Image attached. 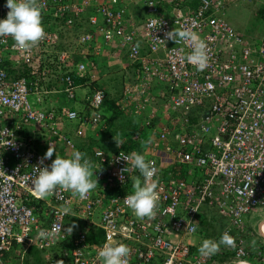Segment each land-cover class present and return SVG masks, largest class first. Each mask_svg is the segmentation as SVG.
Here are the masks:
<instances>
[{
	"label": "built area",
	"instance_id": "1",
	"mask_svg": "<svg viewBox=\"0 0 264 264\" xmlns=\"http://www.w3.org/2000/svg\"><path fill=\"white\" fill-rule=\"evenodd\" d=\"M197 1L193 8L192 0H38L43 40L19 49L10 36L0 37V264L14 244L22 256L31 246L49 251L45 264H99L98 250L107 243L127 245L129 264H264V240L257 241L246 220L264 209V36L253 40L232 25L230 0ZM5 4L0 0V18L9 11ZM133 5L142 14L135 16ZM174 28L190 29L206 43L204 71L183 59L193 42L166 38ZM106 50L126 70L119 107L138 114L149 132L133 135L143 150L111 156L96 150L98 184L86 199L59 187L38 197L33 181L55 159L54 153L43 159L49 147L76 150L62 125L76 123L79 136L105 126L107 91L94 57ZM27 68V75L12 74ZM75 75L85 83L76 85ZM58 78L64 88L51 86ZM79 88L81 109L45 105L52 93L77 101ZM133 151L146 152L157 169L153 218H137L124 202L130 176L139 172L121 174L127 162L120 153ZM116 188L125 192L107 195ZM34 199L43 202L44 217L30 206ZM207 210L226 222L221 235L235 238L234 247H220V254L231 253L220 263L192 241ZM53 230L54 238L39 235ZM69 238L73 246L60 249Z\"/></svg>",
	"mask_w": 264,
	"mask_h": 264
},
{
	"label": "clouds",
	"instance_id": "2",
	"mask_svg": "<svg viewBox=\"0 0 264 264\" xmlns=\"http://www.w3.org/2000/svg\"><path fill=\"white\" fill-rule=\"evenodd\" d=\"M5 7L9 11L6 18H0V37L10 36L15 42L14 47L19 49L33 47L45 38L43 6L38 3V0H6ZM152 27L155 28L154 23ZM166 38L175 41L176 44L186 41L193 42L194 46L183 59L192 64L198 71H204L208 67L210 58L207 45L202 39H198L194 31L174 28L166 33ZM106 91L108 90L106 89ZM115 139L118 147L124 144L122 140ZM54 151L51 145L43 159H51ZM120 158L127 162V166L121 170V174H130L134 170L140 174L139 176H130L132 192L124 198L125 204L137 218H153L160 201L158 181L154 179L157 172L154 163L147 159L146 152L133 151L127 155L120 153ZM129 164L131 167H128ZM96 170L92 160L79 150L68 156H60L56 153V158L50 166L40 167L39 174L33 181V186L36 194L41 198L47 197L59 187L71 191L73 195L78 196L80 199H86L87 194L97 187L98 179H94V177H97ZM121 178L123 179V175H121ZM64 213L65 215L69 214L70 209L65 208ZM74 226L68 227L66 231L71 234ZM189 230L195 234L198 227L193 225ZM39 235L54 238L56 232L55 230L47 233L40 232ZM222 245L235 246V238L229 231H225L219 240L213 238L203 239L198 250L202 256H212L220 251ZM130 253L131 249L123 243L115 246L107 243L98 250L97 257L99 264H129L128 257ZM49 254L50 252L44 256L46 260Z\"/></svg>",
	"mask_w": 264,
	"mask_h": 264
},
{
	"label": "trees",
	"instance_id": "3",
	"mask_svg": "<svg viewBox=\"0 0 264 264\" xmlns=\"http://www.w3.org/2000/svg\"><path fill=\"white\" fill-rule=\"evenodd\" d=\"M257 15H258V18H260L261 20H264V6H262V8H260V9H257ZM28 72H30V69L27 68V69L22 70V71L20 70L19 72L12 71V74L16 75V76H18L19 73H20V75H27ZM107 73L108 72H106V70H103V71H101L100 76L104 77ZM74 80H75L76 85H81V84L85 83V81H86L84 78H79L76 75L74 76ZM52 82H53V84H51V86L56 85L59 87L58 89L64 88V86H65L62 78L53 79ZM109 101H110V93L107 91V99H106V103H105V108H106V105ZM112 101H114V99H112ZM115 104H116V106H118L117 105V99L115 100ZM63 105H65V104H63ZM63 105L61 104V107ZM61 107L59 106L60 109H61ZM105 108H104V110H105ZM113 111L114 112H112L113 114L111 115V117L108 116L106 111H105V115H104V118L106 119L105 127L103 128L102 131H100V134L98 136H94L93 139H90V142L88 143V146L86 147L87 150L92 152L94 150V147H99L108 156H111L112 154L117 153L119 150L142 151L144 144L133 139L134 134H140V135L144 136V134L148 133V130L145 127V125L143 124V122L141 121L140 117L138 118L137 116H133L130 118L131 119L130 120L129 117L128 118L126 117V113L121 108L114 107ZM135 118H137V119H135ZM159 121H161V119H158L156 122L158 123ZM123 134H126L127 136L123 137L122 136ZM115 138L122 140L124 142V144L122 146L118 147ZM76 148H77V150L80 151V150H82V148H84V146H82V143H81V145L76 144ZM139 175L140 174L138 173L136 176H139ZM141 179H142V177H141ZM130 189H132V185H131ZM128 190H129V188H128ZM121 191L125 192L121 188L112 189V190L107 191V195L118 194ZM29 204H30V206L35 208L36 213L40 214L41 217L42 216L44 217V214L42 213V211L38 210L39 207H43L42 201L34 199V201L30 202ZM215 218L216 217L214 216L210 220V219H207L205 217L201 220L199 229H200V231L204 232V234H205L203 239L214 238L216 236L218 237L221 235L222 231H220V230L222 229L224 224H222V223L218 224V220L220 219L219 217L216 218L217 223L215 222L213 224L212 222L215 220ZM70 225H72V224H70ZM70 225H69V227H70ZM217 229H219V233H217L218 232ZM76 234L77 233H75V235ZM93 237H94L93 233L90 232L88 234L89 241L93 242ZM97 237H99L96 239L97 242L102 240V234L97 236ZM72 246H73L72 238H69L66 242L61 243L59 248L63 250V249H66V248L72 247ZM16 249H18V246L16 244H14L13 247L7 251L5 258H4V260L6 261V264H19V262H22L23 264H33L31 256H33V258L36 259L35 264H45L46 263V258L41 257L42 252L36 246H31L29 249H26L25 252L28 253V256L27 255L25 256L26 253L24 254V256H22L20 254L21 251L19 252ZM38 249H39V251H38ZM230 254L231 253L220 254L218 252L215 255H213L214 262L216 261V262L220 263L221 261H225L228 258H230ZM212 264H216V263H212Z\"/></svg>",
	"mask_w": 264,
	"mask_h": 264
},
{
	"label": "crops",
	"instance_id": "4",
	"mask_svg": "<svg viewBox=\"0 0 264 264\" xmlns=\"http://www.w3.org/2000/svg\"><path fill=\"white\" fill-rule=\"evenodd\" d=\"M243 1V0H242ZM197 0H192V2H190V6H192L193 8L196 6V4H197ZM231 4H235V5H237V4H239L240 3V1L239 0H230L229 1ZM254 2L258 5V6H264V0H254ZM229 4V3H228ZM230 4V5H231ZM229 5V6H230ZM132 11H133V14L136 16L137 14H142L141 12L143 11V8H142V6H140V5H133L132 6ZM259 24H264V20H260L259 21ZM259 27H260V25H259ZM261 28V27H260ZM238 29V28H237ZM250 29V28H249ZM248 29V30H249ZM239 31H240V29H238ZM242 32V31H241ZM242 33H244V32H242ZM249 38H251V39H255V40H257L258 38L257 37H254V36H248ZM259 38H261V37H259ZM98 39H100V38H98ZM105 51V50H104ZM107 51V50H106ZM111 52H103L101 55H99V56H96V57H94L95 58V60L99 63V65H100V67H102V70H103V68L108 64L109 66H110V64H115V65H118V67H119V65H121L120 64V60L119 59H117V57L116 56H114V55H109ZM127 72H132L131 71V69L130 70H128ZM110 75H112V73H110ZM128 75H130V74H128ZM106 77H104V78H107V77H111V76H108V74H106L105 75ZM102 80H103V77H101L100 76V83H102V85H103V82H102ZM105 82V81H104ZM108 84H110V88L113 86H111V83H109V81L107 82V85ZM117 85H119V84H117ZM114 87V86H113ZM121 87H122V91H121V93H120V95H118L116 98H111L110 99V101L107 103V105H106V108H105V111H106V113H107V115L108 116H110L111 117V115L113 114L112 112H114L113 111V109H114V107H116V108H120L119 107V105H118V103H119V101H120V99H121V97H122V94H123V89H124V86H123V83H121ZM84 89H82V88H79L78 89V92H79V97H78V100L77 101H75V105H72L71 104V102L70 101H67L66 100V98H65V94L64 93H52V94H49L48 96H47V99H45V105H47V106H56V107H59V106H61V104L63 105V104H65L64 106H70V107H75V108H78V107H80V109L82 108V105H83V102H82V97H83V94H84V91H83ZM109 92V91H108ZM110 93V92H109ZM111 95V94H110ZM112 99H114V101H112ZM117 99V105L118 106H116V104H115V100ZM82 102V103H81ZM109 110V111H108ZM108 111V112H107ZM129 113V112H128ZM128 113H126V117L128 118L129 117V119L131 118V117H133V116H137L138 118L140 117L138 114H135V113H130V114H128ZM135 119H137V118H135ZM140 119H141V117H140ZM131 120V119H130ZM141 121L143 122V120L141 119ZM77 127H78V125L76 124V123H74V122H69V123H66V124H63L62 125V129H64L69 135H70V137L75 141V143L76 144H80L81 145V143H82V146H84V148H82V150H80L82 153H85L86 154V156L88 157V158H90L91 160L93 159V154H94V152L96 151V150H98L99 149V147H94V150L92 151V152H90L89 150H87V146H88V143L90 142V139H93L94 138V136H98L99 134H100V132H93V133H91V132H88L87 134L85 133L84 135H82V136H79L78 134H77V131H76V129H77ZM105 126H103L102 128H101V130L100 131H102L103 130V128H104ZM146 133V132H145ZM149 133V132H148ZM147 133V134H148ZM147 134H144V136H146ZM123 137H125V136H127L126 134H123L122 135ZM122 137V138H123ZM55 151H54V156H55V158H56V153L58 154V155H60V156H68V155H70L72 152H74V151H76L77 150V148H76V150H74V151H72V150H70L69 148H68V146L67 145H65V144H63V143H58L57 144V147L54 149ZM45 212L43 211V214H44ZM214 215H215V213L213 214V213H209V211L207 210L205 213H204V217L203 218H207V219H212L213 217H214ZM69 222H70V224H72V222L69 220ZM211 222V221H210ZM217 223V221H216V218H215V220L212 222L213 224L214 223ZM219 223H222V224H224L223 225V227H222V229L220 230V231H223V229H224V227H225V225H226V222L225 221H223L221 218L218 220V224ZM259 227V226H258ZM218 230V232L217 233H219V229H217ZM216 230V231H217ZM247 230H249V229H247ZM203 233L204 232H202V231H200V229H199V231H198V234L195 236V237H193V242L195 243V244H197V246L199 247L200 246V243H201V241L203 240ZM215 238V237H214ZM258 242H261V241H259V240H257ZM38 251H39V249H38ZM40 251L43 253L42 255H41V257L43 258L44 256H46L49 252H46L45 250H41L40 249ZM28 256V253H26L25 254V256ZM31 259H32V263L33 264H35V261H36V259L35 258H33V256H31Z\"/></svg>",
	"mask_w": 264,
	"mask_h": 264
},
{
	"label": "rangeland",
	"instance_id": "5",
	"mask_svg": "<svg viewBox=\"0 0 264 264\" xmlns=\"http://www.w3.org/2000/svg\"><path fill=\"white\" fill-rule=\"evenodd\" d=\"M239 1L240 3L237 5L231 3L227 5L226 18L232 23L233 26L240 29V31L244 32V35L246 37L254 36L259 38L264 36V24H259V21L261 19L258 18L257 15V9L262 8V6H258L254 2V0H243V1L239 0ZM259 25L261 28L259 27ZM74 35L75 33L72 34V36ZM103 70H106V72H108L107 73L108 76H111L107 78H104L106 76L103 77L102 80L103 86L110 92L111 94L110 99L116 98L118 95H120L122 91L121 83H123L124 85L126 70L122 65H119L118 67V65L115 64H110V66L107 64V66L104 67ZM110 73H112V75H110ZM108 81L109 83H111V86L113 85L114 87L112 86L110 88V84L107 85ZM70 102L72 105H75V100L73 101L71 100ZM212 212L213 211L211 210L209 211V213ZM218 217L219 215L216 214V218ZM246 220H249V226L252 227L251 231L255 233L256 238L260 241L264 240V238L259 234L260 232L258 227L260 222L264 220V209L255 210L249 213L246 216Z\"/></svg>",
	"mask_w": 264,
	"mask_h": 264
},
{
	"label": "bare ground",
	"instance_id": "6",
	"mask_svg": "<svg viewBox=\"0 0 264 264\" xmlns=\"http://www.w3.org/2000/svg\"><path fill=\"white\" fill-rule=\"evenodd\" d=\"M262 227H263V228H262V231L264 232V223H263Z\"/></svg>",
	"mask_w": 264,
	"mask_h": 264
}]
</instances>
